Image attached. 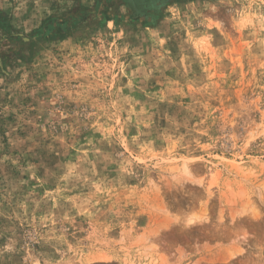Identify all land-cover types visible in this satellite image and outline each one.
<instances>
[{"label":"rangeland","instance_id":"1","mask_svg":"<svg viewBox=\"0 0 264 264\" xmlns=\"http://www.w3.org/2000/svg\"><path fill=\"white\" fill-rule=\"evenodd\" d=\"M198 255L264 264V0H0V264Z\"/></svg>","mask_w":264,"mask_h":264},{"label":"bare ground","instance_id":"2","mask_svg":"<svg viewBox=\"0 0 264 264\" xmlns=\"http://www.w3.org/2000/svg\"><path fill=\"white\" fill-rule=\"evenodd\" d=\"M195 219H198V218L197 217L192 218L193 221ZM197 251H198V249H197ZM220 251H221V253L220 254L218 253L220 255L219 259L222 258L223 260H229V259L233 258L234 255H236L238 252H241L242 250L241 249H238V250H233V251L232 250H220ZM201 259L202 260L204 259L206 261H211L214 258L213 257H209L208 258L206 256L198 255L197 257L194 258L192 264H200Z\"/></svg>","mask_w":264,"mask_h":264}]
</instances>
